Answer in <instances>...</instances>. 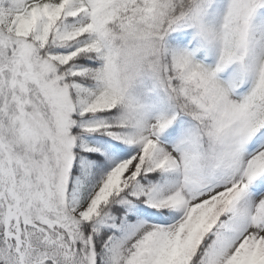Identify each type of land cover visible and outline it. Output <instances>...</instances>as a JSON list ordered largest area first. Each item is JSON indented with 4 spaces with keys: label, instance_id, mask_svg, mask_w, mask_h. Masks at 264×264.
Wrapping results in <instances>:
<instances>
[{
    "label": "snow or ice",
    "instance_id": "snow-or-ice-1",
    "mask_svg": "<svg viewBox=\"0 0 264 264\" xmlns=\"http://www.w3.org/2000/svg\"><path fill=\"white\" fill-rule=\"evenodd\" d=\"M0 264H264V0H0Z\"/></svg>",
    "mask_w": 264,
    "mask_h": 264
}]
</instances>
